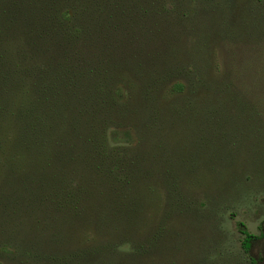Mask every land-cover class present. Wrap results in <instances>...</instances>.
I'll list each match as a JSON object with an SVG mask.
<instances>
[{
	"label": "trees",
	"instance_id": "1",
	"mask_svg": "<svg viewBox=\"0 0 264 264\" xmlns=\"http://www.w3.org/2000/svg\"><path fill=\"white\" fill-rule=\"evenodd\" d=\"M224 2L0 0V264H166L238 183L264 134L210 54Z\"/></svg>",
	"mask_w": 264,
	"mask_h": 264
},
{
	"label": "rangeland",
	"instance_id": "2",
	"mask_svg": "<svg viewBox=\"0 0 264 264\" xmlns=\"http://www.w3.org/2000/svg\"><path fill=\"white\" fill-rule=\"evenodd\" d=\"M205 6L208 9L210 4ZM216 16L227 26L223 31L233 35L226 42L212 40L214 64L230 74L234 87L251 101L255 112L248 114L256 118L253 129L264 134V0H226ZM260 144V156L238 183L226 186L221 180L209 192H198L195 203L201 221L175 226L183 245L178 242L180 246L168 250L166 264H250L249 256L261 258L264 264V140ZM236 222L251 235L263 234L249 256L240 249Z\"/></svg>",
	"mask_w": 264,
	"mask_h": 264
}]
</instances>
